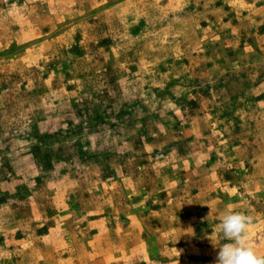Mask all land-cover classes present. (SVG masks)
Wrapping results in <instances>:
<instances>
[{"label":"rangeland","instance_id":"1","mask_svg":"<svg viewBox=\"0 0 264 264\" xmlns=\"http://www.w3.org/2000/svg\"><path fill=\"white\" fill-rule=\"evenodd\" d=\"M229 194L262 215L264 0H0V264H203Z\"/></svg>","mask_w":264,"mask_h":264},{"label":"clouds","instance_id":"2","mask_svg":"<svg viewBox=\"0 0 264 264\" xmlns=\"http://www.w3.org/2000/svg\"><path fill=\"white\" fill-rule=\"evenodd\" d=\"M251 223V216L231 208L219 214V228L227 242L219 246L213 243L219 249L215 264H264V254L258 252L249 240Z\"/></svg>","mask_w":264,"mask_h":264},{"label":"crops","instance_id":"3","mask_svg":"<svg viewBox=\"0 0 264 264\" xmlns=\"http://www.w3.org/2000/svg\"><path fill=\"white\" fill-rule=\"evenodd\" d=\"M212 199L214 200V198ZM217 199L221 200V202L218 203V208H215V210L212 211V208L209 207L208 209L204 210L200 214L201 216L210 217L213 224L211 225L210 223L211 221H209L208 226H211L212 229H203V231L199 235V238L202 237L204 239V243L196 244L194 247H196L197 249H209V250L217 249L219 250L212 244V239L214 237L219 238L216 244L217 246H219L222 243L227 242L225 240L221 242L220 240L221 238H223L221 230L219 228V214L220 213H223L229 208H231L233 211H240V212H244L245 214L249 216H253L251 215L252 213L250 212V210L246 209V207L243 206V204H245L244 203L245 201H241V199L236 197L235 195L233 196L232 194H229L228 197H224L223 200L221 198H217ZM250 200L251 199H249V201ZM263 221H264V211H262V215L260 216L255 215L254 217H252V223L249 226V240L251 241L252 245L257 249L264 248V224L262 223ZM213 228L215 229L214 232H213ZM192 236L196 237V240L199 239L197 238L198 235H196V233H194ZM183 260L186 261L188 264L191 262H194L192 261L191 257L183 258ZM199 260L202 261L203 264H212L215 262V260L211 258L210 256H207V257L201 256Z\"/></svg>","mask_w":264,"mask_h":264}]
</instances>
